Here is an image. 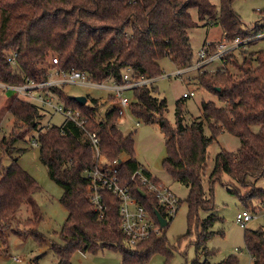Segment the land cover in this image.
Instances as JSON below:
<instances>
[{
	"label": "trees",
	"instance_id": "obj_1",
	"mask_svg": "<svg viewBox=\"0 0 264 264\" xmlns=\"http://www.w3.org/2000/svg\"><path fill=\"white\" fill-rule=\"evenodd\" d=\"M218 1L217 6L210 0H0V84L47 82L46 62L50 57L58 62L51 63L53 68L80 71L98 84L107 79L122 83L127 69L135 76L155 79L161 75L158 61L165 57L178 69L191 68L188 31L195 26L191 9L197 11L200 22L219 24L222 39L228 42L236 37L264 34V23L242 33L240 18L232 10L235 0ZM254 41L256 38L247 44ZM213 51L215 48L211 46L209 53ZM13 54L16 57L11 65L8 57ZM221 60L225 64L230 62L236 73L225 68L214 73L201 70L202 66L198 68L196 82L214 100L203 101L200 116L188 123L184 98L175 103V125L171 127L164 118L166 102L155 96L152 84L132 90L136 97V102L130 105L132 115L144 124H158L166 149L162 166L188 190L185 202L190 221L199 208L213 209L212 183L222 174L230 179L234 186L230 192L239 196L246 209L252 208L253 199L258 203L253 211L264 202V189L254 185L258 178L264 177V51L242 53L239 63L231 52L223 54ZM62 86L35 89H47L64 106L79 111L85 120V131L96 133L99 151L108 161L124 154L127 159L121 165L120 175L124 182L129 180L141 166L134 157L132 136H124L117 127V107L100 117L98 100L86 97L87 102L81 106L62 93ZM6 109L15 121L14 127L21 123L24 130L1 140L2 154L11 155L15 143L30 131H36L39 160L47 167L51 180L63 190L60 203L68 215L60 239L65 246H52L59 264H69L74 250L92 253L118 250L124 264H145L154 253H166L167 226L160 235L151 236L132 249L119 229L117 200L103 193V216L100 218L94 211L88 201L83 172L97 162L83 129L68 120L61 126L42 127L41 107L17 97L9 101ZM252 126H257L258 132H253ZM223 132L235 135L240 146L235 153L220 151L216 155L207 192L203 186L207 148ZM133 186L134 197L158 224L154 212L164 214L156 200L143 195L137 183ZM39 189L36 180L18 165L17 158L0 171V249L7 247L8 231L19 238L30 234L39 244L46 242L36 230L41 213L33 196ZM23 205L29 210V217L21 221L17 215ZM217 219L211 214L197 221V248L209 237L207 229ZM243 238L253 264H264V230L245 229ZM237 263V258L229 256L218 264Z\"/></svg>",
	"mask_w": 264,
	"mask_h": 264
},
{
	"label": "rangeland",
	"instance_id": "obj_2",
	"mask_svg": "<svg viewBox=\"0 0 264 264\" xmlns=\"http://www.w3.org/2000/svg\"><path fill=\"white\" fill-rule=\"evenodd\" d=\"M217 5L218 0H210ZM232 10L239 16L241 22V32L252 29L257 24L264 23V0H235ZM190 16L195 26L189 29V43L192 50L191 64L189 70L178 69L176 65L167 57L160 59L159 68L161 75L153 81L155 96L164 99L166 111L164 118L168 124L175 125V103L182 100L183 93L193 92L195 96L184 98L187 123L192 118L200 116V105L203 101L214 100V97L206 93L196 82L198 75L199 61L198 53L203 49L205 43L215 46L222 41L223 30L219 24H208L200 22L195 9L190 10ZM264 34L260 35L251 44H244L232 49L230 52L238 63L245 55L264 51ZM54 57H50L47 63L48 74L54 73L56 67L51 63ZM227 69L231 73H236L232 64L224 63L221 58L207 61L202 65L201 70L214 73L220 69ZM56 78L52 74L50 80ZM104 87H93L81 85L79 83H66L61 87L62 93L68 97H87L96 99L99 102V115L112 108L118 107V99L114 97V91L110 88L113 83L110 79L102 82ZM123 95L128 99L129 106L121 108L122 112L117 119V127L124 135H131L133 138V152L138 164L144 167L156 180L168 187L178 200V207L172 219L164 231L165 252L154 253L145 264H218L227 257H235L237 264H253L250 255L244 244V230H264V220L260 216L259 210L253 211L257 207L256 200H252V208L246 209L239 196L231 193L233 184L230 179L222 174L219 179L212 184V205L213 209L204 210L199 208L195 218L188 219V208L185 202L188 190L185 186L174 181L162 166L166 156L164 146V136L157 123L144 124L134 117L130 110V105L136 102L135 94L132 90H126ZM17 97L18 99L29 101L41 107L42 118L40 126L45 127L61 126L65 117L56 112L55 108L64 104L59 98L47 89H35L28 95H20L12 89L0 87V142L10 134L24 130V125L18 123L14 127L15 121L7 112L6 107L9 101ZM112 97V98H111ZM114 99V100H113ZM49 101V106L42 104V101ZM218 106L220 103L215 101ZM253 132H258L257 126L251 127ZM205 134L210 135V131L205 127ZM36 131H30L23 140L14 144L11 155H3L0 147V171L6 169L13 158H17L18 165L33 177L40 189L34 194V200L41 213V221L37 225V232L44 236L45 243L39 244L29 234L24 238H19L8 231L7 247L0 249V264H59L58 258L52 246L63 248L65 245L60 239V230L67 218V211L61 205L62 188L51 180L47 167L39 160V149L32 145L31 140L36 138ZM1 145V144H0ZM240 146L239 139L228 132L220 133L207 148L206 167L203 176V186L209 191V175L215 166L216 155L220 151L235 153ZM256 188L264 189V177L258 178L254 182ZM250 213L257 212V217L249 221L245 228L236 223V215L242 211ZM218 217L207 229L209 237L199 244L197 248L198 236L196 223L203 220L208 215ZM18 218L24 221L29 217V210L23 205L18 211ZM199 232L200 228H199ZM21 258L19 263L14 262V258ZM69 264H124L122 254L118 250L103 249L95 253L74 250L69 256Z\"/></svg>",
	"mask_w": 264,
	"mask_h": 264
},
{
	"label": "built area",
	"instance_id": "obj_3",
	"mask_svg": "<svg viewBox=\"0 0 264 264\" xmlns=\"http://www.w3.org/2000/svg\"><path fill=\"white\" fill-rule=\"evenodd\" d=\"M258 36H251L245 39L236 37L232 41L228 42L224 39L217 43L214 48L215 51L209 53L212 44L204 45L198 53L199 61L196 67H201L205 62L221 58L223 54L230 52L232 49L239 45L247 44L252 39L259 38ZM16 54L8 57L9 63L14 65ZM53 64H57V59L52 60ZM52 74L56 76L53 80H48L44 83L35 84L32 81H27L23 85H6L0 84L3 89H12L20 95H28L30 91L35 88H41L44 86L57 85L62 86L66 83H79L81 85H90L93 87H104V85L95 83L88 79L85 73L77 70H54ZM151 78H147L143 75H134L131 69H127L123 75L122 83L113 82L110 87L114 91V97L118 99L120 108L118 114L120 115L122 110L129 106L128 99L123 95L126 90H134L136 88L150 85L152 83ZM183 98L193 97V92L183 93ZM42 104L49 106L51 103L47 100H43ZM55 111L62 114L67 120L73 122L79 128L84 129L85 120L81 116L80 112L73 110L66 106H58ZM63 122V123H64ZM62 123V124H63ZM86 132V131H85ZM86 135L95 150L96 166L93 168L85 169L83 176L87 181V192L88 201L93 207L94 211L101 218L104 214L103 205V193H109L118 202V215L120 218L119 229L123 234L126 245L134 249L140 243L146 241L151 236H158L161 233L162 227L159 224L153 222L145 211L144 206L138 202L133 194V183H137L141 187L143 195H150L156 200L158 208L163 212L164 218L169 221L170 218L175 214L178 207V200L172 191L164 186L161 182L152 178L142 167L137 168L131 175L130 179L124 182L121 179L120 168L121 165L126 161L124 154L119 155L113 161H108L99 151V139L96 133L86 132ZM32 145L37 146V141L31 140ZM260 216L264 220V202L260 203ZM257 210V211H258ZM257 212L250 213L246 210L236 215V223L241 227L245 228L247 223L257 217ZM14 262L19 263L22 261L21 258H14Z\"/></svg>",
	"mask_w": 264,
	"mask_h": 264
},
{
	"label": "water",
	"instance_id": "obj_4",
	"mask_svg": "<svg viewBox=\"0 0 264 264\" xmlns=\"http://www.w3.org/2000/svg\"><path fill=\"white\" fill-rule=\"evenodd\" d=\"M217 91H219V89H217ZM72 99L77 102L79 105L83 106L85 105V103L87 102V98L86 97H82V96H78V97H72ZM154 215L157 219L158 224L162 227L165 228L168 224L167 220L161 215L160 212L155 211Z\"/></svg>",
	"mask_w": 264,
	"mask_h": 264
},
{
	"label": "crops",
	"instance_id": "obj_5",
	"mask_svg": "<svg viewBox=\"0 0 264 264\" xmlns=\"http://www.w3.org/2000/svg\"><path fill=\"white\" fill-rule=\"evenodd\" d=\"M206 63V62H205ZM204 65V64H203ZM190 68H187V69H184V70H189ZM198 69V68H197ZM155 79H153L152 80V83H153V81H154ZM151 83V84H152ZM126 157V156H125ZM127 158V157H126ZM142 167V166H141ZM151 177H152V175L144 168V167H142ZM152 178H154V177H152ZM155 179V178H154ZM158 181V180H157Z\"/></svg>",
	"mask_w": 264,
	"mask_h": 264
}]
</instances>
